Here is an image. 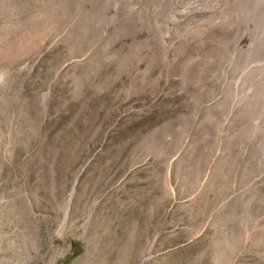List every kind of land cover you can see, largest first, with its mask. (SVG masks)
<instances>
[{
    "label": "rangeland",
    "instance_id": "rangeland-1",
    "mask_svg": "<svg viewBox=\"0 0 264 264\" xmlns=\"http://www.w3.org/2000/svg\"><path fill=\"white\" fill-rule=\"evenodd\" d=\"M245 2L0 0V264H264Z\"/></svg>",
    "mask_w": 264,
    "mask_h": 264
},
{
    "label": "bare ground",
    "instance_id": "bare-ground-1",
    "mask_svg": "<svg viewBox=\"0 0 264 264\" xmlns=\"http://www.w3.org/2000/svg\"><path fill=\"white\" fill-rule=\"evenodd\" d=\"M224 1H227V0H224ZM227 3H228V2H227ZM244 3H247V2H245V0H244ZM249 3H251V2H249ZM225 5H226V4H225ZM251 5H253V4L251 3ZM222 6H223V5H222ZM249 6H250V5H249ZM254 6H255L254 8H256L255 10L258 12L257 14L260 15V16H263V17H264V0H254ZM243 7H244V6H243ZM244 9H245V7H244ZM248 10H249V9H248ZM244 13H246V12H244ZM247 13H248V12H247ZM241 14H242V13H241ZM249 14H250V13H249ZM244 15H246V14H244ZM212 16H213V15H212ZM214 16H216L215 13H214ZM219 16H220V15H219ZM242 16H243V15H242ZM247 16H249V15H247ZM247 16H246V17H247ZM249 17H250V16H249ZM222 18H223V17H222ZM210 19H211V18H210ZM212 19H213V18H212ZM212 19H211V20H212ZM214 19H215V18H214ZM216 19H217V18H216ZM216 19H215V20H216ZM241 19H242V18H241ZM263 19H264V18H263ZM247 20H248V19H247ZM216 21H217V20H216ZM221 21H222V20H221ZM224 21H225V20H224ZM251 21H252V20H251ZM218 22H219V21H218ZM213 23H214L213 26H216V22H213ZM222 23H223V22H221V24H222ZM224 23H225V22H224ZM224 23H223V24H224ZM218 24H219V23H218ZM221 24H220V25H221ZM243 25H244V24H243ZM261 25H262V23H261ZM261 25H260V26H261ZM223 26H224V25H223ZM262 26H263V25H262ZM225 27H227L226 29L229 28V26H225ZM214 28H215V27H214ZM260 28H261V27H260ZM262 28H263V27H262ZM262 28H261V29H262ZM224 30H225V29H224ZM256 30H257V29H256ZM260 31H261V30H260ZM263 31H264V30H263ZM243 32H244V31H243ZM242 36H243V35H242ZM259 36H260V35H259ZM240 38H241V37H240ZM240 38H239V39H240ZM262 38H263V37H262ZM262 38H260V39H262ZM239 39H238V40H239ZM237 43H238V42H237ZM253 51H255V50H253ZM251 52H252V51H251ZM261 53H262V52H261ZM247 57H248V56H247ZM252 57H253V56H252ZM252 57H251V58H252ZM249 58H250V57H249ZM253 58H254V57H253ZM232 60H233V59H232ZM253 62H254V61H253ZM253 62H252V63H253ZM245 63H246V62H245ZM250 63H251V62H250ZM250 63L248 62V65H249ZM252 63L250 64V65H251L250 68L252 67ZM253 64H254V63H253ZM261 64H264V63H261ZM243 65L245 66L244 61H243ZM246 65H247V64H246ZM239 66H240V65H239ZM241 66H242V64H241ZM255 66H256V65H255ZM257 66H258V65H257ZM238 68H239V67H238ZM246 68H247V67H246ZM253 68H254V67H253ZM253 68H252V69H253ZM258 68H259V67H258ZM256 69H257V68H256ZM260 69H261V68H260ZM239 70H240V69H239ZM243 70H244V68H243ZM243 70H242V71H243ZM262 70H264V65H263V69H262ZM236 71H238V70L236 69ZM248 71H249V70H248ZM250 71H251V69H250ZM259 71H260V70H259ZM239 72H240V71H239ZM243 72H244V71H243ZM246 72H247V71H246ZM252 72H254V74H255L256 71L254 70V71H252ZM257 72H258V71H257ZM237 73H238V72H237ZM250 73H251V72H249V74H250ZM258 73H259V72H258ZM239 74H240V73H239ZM247 74H248V72H247ZM232 75H233V74H232ZM240 75H241V74H240ZM256 75H257V74H256ZM256 75H255V76H256ZM241 76L243 77L244 75L242 74ZM245 76H246V73H245ZM247 76H248V75H247ZM250 76H252V74H251ZM250 76H249V77H250ZM253 76H254V75H253ZM236 79H237V76H236ZM239 79H241V78H239ZM244 79H245V77H244ZM242 81H243V79H242ZM242 81H241V82H242ZM246 81H247V79H246ZM237 82H238V81L235 80V83H237ZM243 83H244V82H243ZM250 83H251V82H250ZM250 83H249V86H250ZM251 85H252V84H251ZM232 86H233V85H232ZM240 86H241V85H240ZM243 87H244V86H243ZM237 88H240V87L237 86ZM244 88H246V87H244ZM242 89H243V88H242ZM242 89H241V92H242ZM239 91H240V89H239L238 91H237V89H235V92H238V94H239ZM230 92H233V90H231ZM241 92H240V93H241ZM243 93H244V92H243ZM232 94H233V93H232ZM236 94H237V93H236ZM238 94H237V96H238ZM234 95H235V93H234ZM235 96H236V95H235ZM251 101H252V100H251ZM262 108H263V107H262ZM263 111H264V110H263ZM263 111H262V112H263ZM262 114H263V113H262ZM262 159H263V158H262Z\"/></svg>",
    "mask_w": 264,
    "mask_h": 264
},
{
    "label": "water",
    "instance_id": "water-1",
    "mask_svg": "<svg viewBox=\"0 0 264 264\" xmlns=\"http://www.w3.org/2000/svg\"><path fill=\"white\" fill-rule=\"evenodd\" d=\"M66 212H67V210H66Z\"/></svg>",
    "mask_w": 264,
    "mask_h": 264
}]
</instances>
